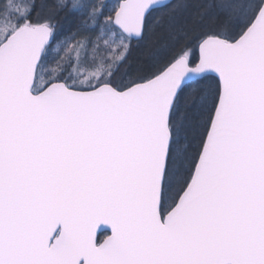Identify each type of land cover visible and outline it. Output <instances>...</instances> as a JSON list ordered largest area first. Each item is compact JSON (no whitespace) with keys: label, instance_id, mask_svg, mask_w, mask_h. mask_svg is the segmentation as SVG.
I'll list each match as a JSON object with an SVG mask.
<instances>
[{"label":"snow or ice","instance_id":"obj_1","mask_svg":"<svg viewBox=\"0 0 264 264\" xmlns=\"http://www.w3.org/2000/svg\"><path fill=\"white\" fill-rule=\"evenodd\" d=\"M0 264H264V0H0Z\"/></svg>","mask_w":264,"mask_h":264}]
</instances>
